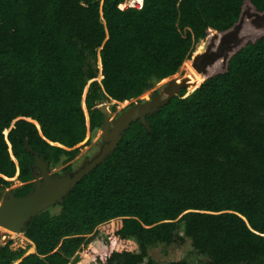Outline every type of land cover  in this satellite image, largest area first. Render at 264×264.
<instances>
[{"label":"trees","instance_id":"trees-1","mask_svg":"<svg viewBox=\"0 0 264 264\" xmlns=\"http://www.w3.org/2000/svg\"><path fill=\"white\" fill-rule=\"evenodd\" d=\"M125 1L0 0V196L15 176L16 197L32 190L26 141L50 168L71 172L76 146L101 127L97 106L136 100L178 74L207 30L230 29L246 0L120 8ZM249 1L264 11V0ZM146 120L150 130L132 123L59 213L31 219L23 235L34 253L18 264L80 255L155 264L152 247L187 242L191 252L169 264H264V36ZM96 239L103 254L87 250ZM18 257L0 246V264Z\"/></svg>","mask_w":264,"mask_h":264},{"label":"water","instance_id":"water-1","mask_svg":"<svg viewBox=\"0 0 264 264\" xmlns=\"http://www.w3.org/2000/svg\"><path fill=\"white\" fill-rule=\"evenodd\" d=\"M263 36L264 11L258 12L251 2L246 0L238 21L230 29L223 32L207 30V36L197 44L188 64L196 76L202 77L203 82L226 72L229 60L235 53L249 42L254 43ZM193 82H196V79L185 71L180 76L169 79L158 92L152 91L149 100L130 104L112 119L104 114L99 129L101 145L98 153L75 171L62 175L50 174L49 162L35 153L26 141V151L31 153L34 159L31 170L33 187L30 193L23 197H16L10 189L3 191L0 196V227L12 233L24 234L31 219L52 206L62 205L75 186L112 154L132 123L138 122L149 131L147 116L158 113L159 109L168 104L181 90L191 88ZM34 124L39 130V126Z\"/></svg>","mask_w":264,"mask_h":264},{"label":"rangeland","instance_id":"rangeland-1","mask_svg":"<svg viewBox=\"0 0 264 264\" xmlns=\"http://www.w3.org/2000/svg\"><path fill=\"white\" fill-rule=\"evenodd\" d=\"M132 0H126L123 4L124 9L126 6H130ZM134 6H140V4H134ZM184 64L188 66V61H185ZM184 65H182V68L180 69L179 73L175 76H172L165 81H161L160 83L153 86L149 91L144 93L141 97H139L136 100L127 101L124 103H115L111 100H105L103 103H101L97 108H99L109 119H112L113 117L119 115L124 109H126L130 104L135 103L136 101L142 100L146 101L149 100L150 94L152 91H159L165 83L172 78H176L180 76L182 73L187 71L188 67L183 68ZM192 75V74H191ZM193 77V75H192ZM196 79L197 78L193 77ZM98 80V77L96 79ZM115 108L114 111H112V108ZM86 115V112H85ZM87 116V115H86ZM87 120V117H86ZM59 146L57 144H52ZM101 145V137H100V131L97 130L95 133H87L84 141L77 145L76 148H79V153L76 155V157L69 163L71 166L72 171L77 170L79 167L82 166V164L94 157L100 148ZM66 165H57L52 168H50V174L52 175H61L63 173V168ZM11 186L8 188L10 190H15L19 187H21L22 183L18 182L16 180V176L10 180ZM48 213L50 215H55L59 213L60 208L58 206H52L48 210ZM15 234V235H14ZM101 236V234L99 235ZM8 244L10 246V249L12 251H15L19 254V257L14 261L13 264H18L19 261L29 255L34 253V246L33 244L28 241L23 234H16L12 233L10 231H7L0 227V246ZM107 249V246L105 245V242L103 243V240L96 239L92 244H90L87 247V250L93 251L97 254H103L105 250ZM191 252V247L189 242H187L183 247L181 248H174V247H152L149 250V255L153 258L155 261V264H169L173 261H176L180 258H182L185 254ZM68 264H96L94 259L89 256H75L71 258L68 262Z\"/></svg>","mask_w":264,"mask_h":264},{"label":"bare ground","instance_id":"bare-ground-1","mask_svg":"<svg viewBox=\"0 0 264 264\" xmlns=\"http://www.w3.org/2000/svg\"><path fill=\"white\" fill-rule=\"evenodd\" d=\"M131 3L141 4V3H142V0H132ZM120 8H123V6H120ZM99 65H100V64H99ZM183 65H184L183 68L188 67L187 71H188L190 74H192L193 77L197 78V82H198V83H201V82H202V77L196 76V75L193 73V71L191 70L189 64H188V66H187L186 64H183ZM14 235H15V234H14Z\"/></svg>","mask_w":264,"mask_h":264},{"label":"built area","instance_id":"built-area-1","mask_svg":"<svg viewBox=\"0 0 264 264\" xmlns=\"http://www.w3.org/2000/svg\"><path fill=\"white\" fill-rule=\"evenodd\" d=\"M130 6H134V4H130ZM140 6H141V4H140ZM139 7V6H138Z\"/></svg>","mask_w":264,"mask_h":264},{"label":"flooded vegetation","instance_id":"flooded-vegetation-1","mask_svg":"<svg viewBox=\"0 0 264 264\" xmlns=\"http://www.w3.org/2000/svg\"><path fill=\"white\" fill-rule=\"evenodd\" d=\"M64 173H66V172H63L62 174H64ZM62 174H61V175H62Z\"/></svg>","mask_w":264,"mask_h":264},{"label":"crops","instance_id":"crops-1","mask_svg":"<svg viewBox=\"0 0 264 264\" xmlns=\"http://www.w3.org/2000/svg\"><path fill=\"white\" fill-rule=\"evenodd\" d=\"M132 4H135V3H132Z\"/></svg>","mask_w":264,"mask_h":264}]
</instances>
